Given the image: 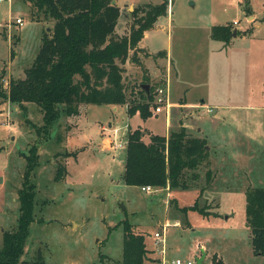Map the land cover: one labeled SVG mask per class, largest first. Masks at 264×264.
I'll use <instances>...</instances> for the list:
<instances>
[{
    "label": "rangeland",
    "instance_id": "rangeland-1",
    "mask_svg": "<svg viewBox=\"0 0 264 264\" xmlns=\"http://www.w3.org/2000/svg\"><path fill=\"white\" fill-rule=\"evenodd\" d=\"M231 1L169 0V14L157 19L156 31L151 30L145 42L153 53L165 50L172 63L167 103L183 95L178 84L196 83L187 102L200 104L203 98L208 105L179 112L166 102L154 103L151 117L136 115L131 125L139 124L146 137L151 132L168 135L187 124L191 136L205 138L206 156L199 178L192 182L195 186L171 191L153 187L146 193L142 186L124 184L128 133L124 106L116 112L110 105L81 104L78 114L62 116L48 133L39 134L32 126L42 124L35 103L22 108L0 98V247L3 232L17 224L23 153L35 144L39 157L32 175L34 220L21 258L25 263L40 250L46 264H120L122 221L128 220L161 261L196 264L204 253L202 264H264V256L253 252L245 222L246 190L264 188V0H246L242 13ZM133 10H120L118 35L130 33ZM17 17L22 25L15 22ZM220 24L244 32H236L228 43L214 41L209 30ZM52 25L24 0H0V89L5 93L11 81L24 78ZM156 54L129 50V60L142 66L140 71L131 66L123 71L122 77L129 71L124 80L128 98L135 95L132 81H146L153 91L166 89L162 80L166 57ZM146 66L154 68L156 76L149 75ZM202 80L212 81L214 87L210 91L200 87ZM59 163L66 172L55 181ZM207 170L212 175L209 187ZM195 202L205 213L181 210ZM155 232L163 233L159 240Z\"/></svg>",
    "mask_w": 264,
    "mask_h": 264
},
{
    "label": "trees",
    "instance_id": "trees-1",
    "mask_svg": "<svg viewBox=\"0 0 264 264\" xmlns=\"http://www.w3.org/2000/svg\"><path fill=\"white\" fill-rule=\"evenodd\" d=\"M24 1L35 9L36 16L43 15L53 25L49 32H44L38 53L25 70L24 78L11 81L8 93L0 89V98L22 108L25 103H35L42 112V124H32L37 133H48L62 116L78 114L81 104L127 105L130 116L136 112L142 119L152 116L155 91L151 85L143 81L148 84V90L138 86L131 91L135 95L128 98L122 74L129 50H138L144 31L166 14L168 0L135 7L132 12L134 25L127 35L116 33L120 8L116 3L111 4L112 0ZM232 35L231 24L211 27L213 39L228 43ZM157 55L163 56L165 52L160 51ZM162 80H165L164 76ZM144 134L141 128L128 130L122 174L124 184L173 190L186 189L197 181L206 156L205 138L191 136L185 126L169 130L168 135L150 133L145 137ZM56 155L67 157V153ZM23 156L26 164L22 186L18 190L17 224L12 231L3 232L0 264H46L40 250L30 262L21 259L34 220L35 183L32 175L38 166V147L31 145ZM65 172V166L59 163L54 180H61ZM206 174L209 187L212 175L209 170ZM181 210L206 211L198 208L197 202ZM245 222L254 254L264 256V188L246 190ZM122 227L120 264H161L160 260L148 256L150 252L144 236L135 233L128 220L122 221Z\"/></svg>",
    "mask_w": 264,
    "mask_h": 264
},
{
    "label": "crops",
    "instance_id": "crops-1",
    "mask_svg": "<svg viewBox=\"0 0 264 264\" xmlns=\"http://www.w3.org/2000/svg\"><path fill=\"white\" fill-rule=\"evenodd\" d=\"M160 2L162 1V0H159ZM160 2H156L155 0H116V4L119 6V8H120V10L122 11L124 8H126L127 10H129L130 8H135V7H141V6H143V5H145V4H157V3H160ZM231 2H233L235 5H236V7H237V9L242 13V12H245L244 11V3L246 2V3H248V1H246V0H232ZM248 6V5H247ZM169 14V0H168V6H167V12H166V14L165 15H168ZM246 14V13H245ZM162 16H160V17H158V18H161ZM251 16L249 15V16H247V19H249ZM157 21V20H156ZM168 21V20H167ZM232 22H236V20H234V21H232ZM238 24V23H237ZM220 25H225V24H220ZM156 22L154 23V26L152 27V28H150V29H148V30H146V31H144V34H143V37H142V39L139 41V43H138V45H137V49L138 50H140V51H142L143 53H147L148 55H150V56H152L153 54H156V53H158V52H160V50H158V51H156L155 53H153V52H151L147 47L148 46H146V41L149 39V37H150V33H151V30H155L154 28H156ZM253 28H255L254 26H253ZM211 29V28H210ZM234 30L236 31V32H244V31H242L241 29H239L238 27H236V28H234ZM156 31V30H155ZM210 31V37H211V30H209ZM235 36V35H234ZM232 37H233V35H232ZM211 39L212 40H214V41H220V40H216V39H213L212 37H211ZM220 42H223V41H220ZM135 50V49H134ZM164 52H165V55H163V56H161L160 58H165L166 57V64H165V70H166V73L163 75L164 76V78H165V80H163V82L165 81V84H166V91H167V98L168 97H170V94H171V90H172V79H171V66L170 65H172V63H171V61L169 62V60H168V55H167V52L165 51V50H163ZM157 55V54H156ZM157 57H159L158 55H157ZM161 61H163V59H160ZM129 66H131V67H135L136 69H137V71H140V66H142V64L141 63H138L137 65L135 64V63H133L131 60H129V58L127 59V61H126V63L124 64V68L127 70V68H129ZM148 69H150L149 71H151V70H153L154 72H149L148 71V74L149 75H152L153 74V76L155 75L156 76V70H154V68L152 69V68H150V66L148 67V66H146ZM127 74H129V71L128 72H124V77H123V81L125 80V77L126 76H128ZM135 78H138L137 76L135 77ZM209 80H207V81H204V80H202L201 81V83H200V87H208L207 88V91H210V89H211V87H214V85H213V82L211 81L210 82V84H209V82H208ZM139 82H140V80H139ZM134 83V84H133ZM132 84L134 85V90H136L137 89V87L139 86V87H141V88H145V85H148V84H143V82L141 81L140 83H137L136 81H132ZM179 86H181V90H182V96H180L179 98H177L174 102H169L168 103V107H176V108H178V110H180L179 112H181L182 110H184V111H186V110H188V108H191V107H207V105L208 104H205V99H203V98H200L201 100H200V104H195V103H193V102H187V94L190 92V90H192L194 87H197V85H196V83H192V84H190V85H182V84H178ZM204 93V91L203 90H201L200 91V94L199 95H201V94H203ZM111 107H112V110H116V112L118 111V107L119 106H124L125 107V111H126V116H127V130H129V129H135V127H133L132 125H131V122H132V120H133V118L136 116V115H139V112H136L135 114H133L132 116H130V115H128V113H127V105H110ZM80 116V115H79ZM140 116V115H139ZM182 126H185L186 128H188V126H190V125H187V124H182ZM137 128H141L142 130H143V128L142 127H140L139 126V124H138V127ZM198 130H201V128H198ZM151 134H153L152 132H151ZM148 135V134H147ZM165 135H167V133L165 134ZM72 137H74V136H72ZM68 140H70L71 142H75V138H73V139H70V138H68ZM106 140V139H105ZM146 140H148L147 138H146ZM121 146V145H120ZM124 147V146H123ZM82 149H83V147H82ZM81 149V147L79 148V150H82ZM79 152V151H78ZM165 189H167V190H169L168 188H165ZM169 191H171V190H169ZM227 218H228V216H227ZM201 247H203V248H205L203 245H201ZM203 251V250H202ZM153 253H149L148 254V256L150 257V258H153V259H158V258H155V257H153V255H152ZM158 260H160L161 261V259H158Z\"/></svg>",
    "mask_w": 264,
    "mask_h": 264
},
{
    "label": "built area",
    "instance_id": "built-area-1",
    "mask_svg": "<svg viewBox=\"0 0 264 264\" xmlns=\"http://www.w3.org/2000/svg\"><path fill=\"white\" fill-rule=\"evenodd\" d=\"M15 22L17 24H19V25L23 24L22 23V19L20 17H17L15 19ZM153 102L155 104H158V105H160V104H162L164 102L167 103V91H166V89H164L163 87L156 89ZM167 107H168V103H167ZM115 146L119 147L120 145L119 144H117V145L115 144ZM153 190H154L153 187L150 186V185L142 186V191H144L146 193H150ZM161 235H163V233H160V232H155L154 233V237L156 239L158 238V240L161 237ZM161 264H193V262L192 261L183 262L180 259H176V260H173V261L169 262L167 260L162 259Z\"/></svg>",
    "mask_w": 264,
    "mask_h": 264
},
{
    "label": "water",
    "instance_id": "water-1",
    "mask_svg": "<svg viewBox=\"0 0 264 264\" xmlns=\"http://www.w3.org/2000/svg\"><path fill=\"white\" fill-rule=\"evenodd\" d=\"M116 3V0H112V2H111V4H115ZM236 34V31L235 30H233V36ZM145 89H147L148 90V85H145ZM2 182V177L0 176V183ZM204 253L202 254V256L201 257H198V258H196V264H202V260H203V258H204Z\"/></svg>",
    "mask_w": 264,
    "mask_h": 264
}]
</instances>
